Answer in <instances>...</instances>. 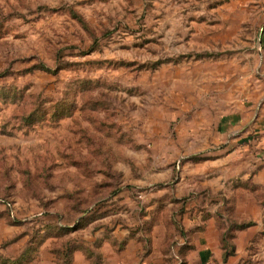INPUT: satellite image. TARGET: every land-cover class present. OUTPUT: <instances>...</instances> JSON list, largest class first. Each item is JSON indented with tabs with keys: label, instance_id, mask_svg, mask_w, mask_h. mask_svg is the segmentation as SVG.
<instances>
[{
	"label": "rangeland",
	"instance_id": "374dc122",
	"mask_svg": "<svg viewBox=\"0 0 264 264\" xmlns=\"http://www.w3.org/2000/svg\"><path fill=\"white\" fill-rule=\"evenodd\" d=\"M130 242L264 264V0H0V264Z\"/></svg>",
	"mask_w": 264,
	"mask_h": 264
},
{
	"label": "crops",
	"instance_id": "0c3cea01",
	"mask_svg": "<svg viewBox=\"0 0 264 264\" xmlns=\"http://www.w3.org/2000/svg\"><path fill=\"white\" fill-rule=\"evenodd\" d=\"M133 244L134 243L130 242L129 245L122 250H104L103 254L95 256V259H97L96 261L99 262H97V264H161V252L159 249L154 248L150 253L143 254V252L141 253V249L138 248V246H133ZM189 250L190 249L178 251L181 257H186V259L181 258L180 262L183 261L181 264H190L187 260L189 257L187 254ZM204 250L206 251V249ZM197 251L201 252L199 249H197ZM203 252L204 251H202V253ZM167 255L168 254H162V256ZM92 261L93 256L91 257L90 254L86 256L83 252L77 251L73 254L71 264H92Z\"/></svg>",
	"mask_w": 264,
	"mask_h": 264
},
{
	"label": "trees",
	"instance_id": "16d2710c",
	"mask_svg": "<svg viewBox=\"0 0 264 264\" xmlns=\"http://www.w3.org/2000/svg\"><path fill=\"white\" fill-rule=\"evenodd\" d=\"M226 255H227V253H225V256H226ZM30 259H31V258H27V260H26V261H28V260L30 261Z\"/></svg>",
	"mask_w": 264,
	"mask_h": 264
}]
</instances>
